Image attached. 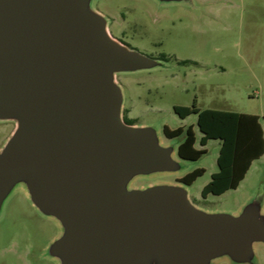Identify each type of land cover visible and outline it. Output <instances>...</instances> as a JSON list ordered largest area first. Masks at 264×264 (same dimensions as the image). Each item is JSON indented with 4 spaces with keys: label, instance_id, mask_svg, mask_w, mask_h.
Wrapping results in <instances>:
<instances>
[{
    "label": "water",
    "instance_id": "1",
    "mask_svg": "<svg viewBox=\"0 0 264 264\" xmlns=\"http://www.w3.org/2000/svg\"><path fill=\"white\" fill-rule=\"evenodd\" d=\"M161 65L114 38L92 0H0V121L17 123L0 151V212L23 185L61 225L48 248L59 264L255 263L261 202L213 213L180 182L130 187L183 169L155 127L123 118L117 75Z\"/></svg>",
    "mask_w": 264,
    "mask_h": 264
},
{
    "label": "rangeland",
    "instance_id": "2",
    "mask_svg": "<svg viewBox=\"0 0 264 264\" xmlns=\"http://www.w3.org/2000/svg\"><path fill=\"white\" fill-rule=\"evenodd\" d=\"M92 7L108 19V29L119 40L125 33L128 47L149 57H171L150 70L120 73L123 112L138 127H155L164 145H178L184 137L168 140L164 126L172 129L193 125L200 139L197 120H185L176 106L234 111L261 116L264 126V0H92ZM125 15V19L123 16ZM180 61H191L181 64ZM14 121H0V151L16 130ZM221 143L211 140L200 160L184 161L177 173H157L135 178L131 188L177 184L178 178L197 168L206 173L191 186L189 197L198 207L213 213L237 215L251 201L261 202L264 214V155L255 160L245 179L224 195L202 190L218 171ZM62 234L59 222L41 213L27 190L17 185L0 212V264H59L48 253ZM254 264H264V244L255 245ZM212 264H234L227 257Z\"/></svg>",
    "mask_w": 264,
    "mask_h": 264
},
{
    "label": "trees",
    "instance_id": "3",
    "mask_svg": "<svg viewBox=\"0 0 264 264\" xmlns=\"http://www.w3.org/2000/svg\"><path fill=\"white\" fill-rule=\"evenodd\" d=\"M160 60L167 61L163 55ZM175 113L186 119L192 114L198 116L197 125L201 138L198 139L194 126H180L172 129L164 126V135L173 140L184 137L178 146V156L184 161H198L207 153L206 146L210 140L221 141L217 159L218 172L212 175L211 181L203 188L202 197L221 196L230 190L237 189L245 179L255 160L264 155V131L257 115L215 109H200L196 101L193 107L176 106ZM135 124L134 121L127 122ZM199 142L201 148H197ZM205 173L204 168H197L179 179V182L191 186Z\"/></svg>",
    "mask_w": 264,
    "mask_h": 264
},
{
    "label": "flooded vegetation",
    "instance_id": "4",
    "mask_svg": "<svg viewBox=\"0 0 264 264\" xmlns=\"http://www.w3.org/2000/svg\"><path fill=\"white\" fill-rule=\"evenodd\" d=\"M123 18H124V19L126 18L125 15L123 16ZM121 34H122L121 37H118V38H119V41L122 42L123 44L129 46L130 44H128L127 42L124 41V38H125V36H126L125 33H121ZM163 55H165V56L168 58L167 61L171 60V57H170L169 55L165 54V53L161 54L160 56H158V57H156V58L160 60V58H162ZM176 60H177V59H176ZM161 61H164V60H161ZM177 62H178V63H181V64H185V63H190L191 61H187V60H186V61H180V60H177ZM123 118H124V120H125L126 122H129V121L134 120V119L130 118V117L128 116V113H125V111L123 112ZM178 180H179V179H178Z\"/></svg>",
    "mask_w": 264,
    "mask_h": 264
},
{
    "label": "crops",
    "instance_id": "5",
    "mask_svg": "<svg viewBox=\"0 0 264 264\" xmlns=\"http://www.w3.org/2000/svg\"><path fill=\"white\" fill-rule=\"evenodd\" d=\"M252 115H257V114H252ZM257 116H259L260 117V123H261V116L260 115H257ZM183 120H185V119H183ZM261 126H262V128H263V131H264V126L262 125V123H261ZM183 127H185V126H183ZM185 128H187V127H185ZM194 130H195V127H194ZM198 130H199V127H198ZM195 132L197 133V131L195 130ZM200 138H201V134H200ZM168 140H170V139H168ZM211 141V140H210ZM209 141V142H210ZM219 141V140H218ZM220 143H222L221 141H220ZM178 146H179V144L176 146L177 147V150H176V154H178ZM196 147L197 148H201V146H200V144H199V142L196 144ZM206 148H207V146H206ZM220 148H221V146H220ZM219 156V155H218ZM205 169V168H204ZM219 170V169H218ZM218 172V171H217ZM205 173H206V170H205ZM204 173V174H205ZM214 173H216V172H213L212 174H211V179H212V175L214 174ZM186 175V174H185ZM185 175H183V176H185ZM183 176H180L178 179H180V178H182ZM211 179H210V181H211ZM209 181V182H210ZM209 182H207L206 184H205V186L209 183ZM177 183H179V180H178V182ZM181 183V182H180ZM182 184V183H181ZM204 186V187H205ZM208 198V197H207ZM207 198H204V200H206ZM191 199V198H190ZM192 200V199H191ZM196 201H193L192 200V202L194 203V204H196L197 206H198V204H197V199H195Z\"/></svg>",
    "mask_w": 264,
    "mask_h": 264
}]
</instances>
